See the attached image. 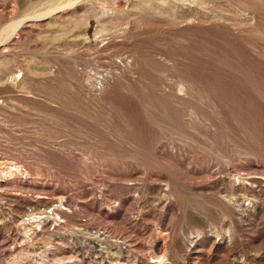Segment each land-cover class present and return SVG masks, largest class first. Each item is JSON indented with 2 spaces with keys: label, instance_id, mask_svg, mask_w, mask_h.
Returning a JSON list of instances; mask_svg holds the SVG:
<instances>
[{
  "label": "rangeland",
  "instance_id": "rangeland-1",
  "mask_svg": "<svg viewBox=\"0 0 264 264\" xmlns=\"http://www.w3.org/2000/svg\"><path fill=\"white\" fill-rule=\"evenodd\" d=\"M125 240L264 264V0H0V264Z\"/></svg>",
  "mask_w": 264,
  "mask_h": 264
},
{
  "label": "bare ground",
  "instance_id": "bare-ground-1",
  "mask_svg": "<svg viewBox=\"0 0 264 264\" xmlns=\"http://www.w3.org/2000/svg\"><path fill=\"white\" fill-rule=\"evenodd\" d=\"M69 5H71V3H65V2H60V3H54L53 5H51L48 9H47V11L45 10V12H44V14H42V16L43 15H48V14H51V13H53L54 11H56V10H58V9H60V8H65V7H67V6H69ZM40 16V15H39ZM11 24V23H10ZM9 24V25H10ZM8 25V26H9ZM15 24H13V25H11V28H13V26H14ZM18 25H19V21H18ZM17 24L15 25L16 27L18 26ZM14 26V27H15ZM8 29H9V27H8ZM247 180V179H246ZM245 180V181H246ZM251 183H254V182H256V179L255 178H250V179H248ZM248 182V181H247ZM245 184V183H244ZM258 186V185H257ZM254 191V190H253ZM261 191V190H260ZM248 194V193H247ZM40 197V196H39ZM42 197V196H41ZM255 197V196H254ZM123 202H126V200H123ZM43 208V207H42ZM100 210V209H99ZM44 216V215H43ZM105 216H106V218L107 219H109V218H111V216H110V214L109 213H106L105 214ZM36 217V216H35ZM34 217V218H35ZM38 217V216H37ZM114 217V216H113ZM108 223H109V221H107ZM136 224V223H135ZM133 225V224H132ZM146 227V226H145ZM145 230H147V229H145ZM148 233V232H147ZM151 233V232H150ZM136 235V234H135ZM99 236L100 237H103L104 236V240L105 239H108V238H110V236H106V234L105 233H100L99 234ZM151 236H153V235H151ZM117 238V237H116ZM141 239V238H140ZM205 240L206 239H204V238H201V239H198V240H192L191 241V244L187 247V249L185 248V247H182V246H180L179 247V249L181 250V252H189V254L191 253V252H193V251H198L199 249H201L202 247H204L205 246ZM120 242V241H119ZM122 242V241H121ZM120 242V243H121ZM137 242V241H136ZM135 242V243H136ZM143 244V243H142ZM122 245H126L125 247L126 248H130V250L128 251V253L130 254L131 252H133V253H135L134 255H149V259L151 260L150 262H149V264H157L158 262L159 263H161V262H166V261H164V256L163 255H166L165 254V252L163 251V249L161 248V247H157V246H153V252L152 253H150L149 254V252L148 253H144V252H146V251H144V246H142L141 245V247L140 248H142V249H139L138 250V248H139V245H136V244H134V242L133 241H131V240H125L124 241V243L122 244ZM150 247H152V245H150ZM148 248V247H147ZM185 248V249H184ZM212 249V248H211ZM127 252V251H126ZM210 252V251H209ZM107 253L109 254V259H110V261L111 262H113V261H115L116 262V264H131V259H130V257L129 256H125V257H123L122 255H121V253H120V251L116 248H111V247H107ZM195 253V252H194ZM198 253H201V252H198ZM205 253V252H204ZM126 254V253H125ZM132 255V254H131ZM198 255V254H197ZM208 255V254H207ZM145 257H143V259H144ZM148 258V257H147ZM137 261H138V257L137 258H135L134 260H133V262L134 263H136L137 264ZM171 262V261H170ZM140 263V262H139Z\"/></svg>",
  "mask_w": 264,
  "mask_h": 264
}]
</instances>
